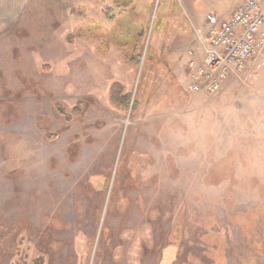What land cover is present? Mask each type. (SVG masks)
Masks as SVG:
<instances>
[{
    "label": "rangeland",
    "instance_id": "374dc122",
    "mask_svg": "<svg viewBox=\"0 0 264 264\" xmlns=\"http://www.w3.org/2000/svg\"><path fill=\"white\" fill-rule=\"evenodd\" d=\"M114 1L0 0V264H264V65L192 95L183 58L243 0H131L140 68L89 36Z\"/></svg>",
    "mask_w": 264,
    "mask_h": 264
},
{
    "label": "built area",
    "instance_id": "2783aa9c",
    "mask_svg": "<svg viewBox=\"0 0 264 264\" xmlns=\"http://www.w3.org/2000/svg\"><path fill=\"white\" fill-rule=\"evenodd\" d=\"M206 25L198 38L202 49L191 46L183 53L192 95L218 94L250 62L264 65V0H245L227 20L210 14Z\"/></svg>",
    "mask_w": 264,
    "mask_h": 264
},
{
    "label": "trees",
    "instance_id": "16d2710c",
    "mask_svg": "<svg viewBox=\"0 0 264 264\" xmlns=\"http://www.w3.org/2000/svg\"><path fill=\"white\" fill-rule=\"evenodd\" d=\"M114 3L116 8L121 11L118 16L112 15L111 8H106L104 10V15L107 20L113 23V26L110 29L101 27L94 20L88 22V24L92 25L93 32V34H89V36L93 39H99L100 41L98 50L99 56L105 57L109 52V47L113 41L110 33L112 32V34H114L121 32V34L125 36V39L127 38L126 42L120 45L126 63L136 68H140L143 64L148 65L154 60V52L152 51L153 49H151L150 55L148 53L149 56L147 55L143 60V51L145 47L144 41L147 31L145 23L140 22L137 18L136 10L131 0H126L125 3L122 4L117 3L116 1H114ZM153 14L154 12L152 11L148 16V24L152 23ZM155 17L156 19L153 22L154 24L152 28L153 32L156 31L158 19L160 18L158 9L155 12ZM135 27H138L137 31L135 30ZM69 41L71 43L74 42L72 36L69 37ZM110 103L115 109L125 114H137L141 107L140 97L135 98L133 93L128 91L127 88L119 82L114 83L111 87ZM58 110L66 120L69 121L71 119V115L66 113L64 108L59 106ZM83 110H85V106L79 104L74 112L83 113Z\"/></svg>",
    "mask_w": 264,
    "mask_h": 264
},
{
    "label": "crops",
    "instance_id": "0c3cea01",
    "mask_svg": "<svg viewBox=\"0 0 264 264\" xmlns=\"http://www.w3.org/2000/svg\"><path fill=\"white\" fill-rule=\"evenodd\" d=\"M244 1H245V0H243L242 3H240V4L242 5ZM240 4H239L237 7H235L234 9H232L231 11H227L226 14H225V16H224V18L227 20V19H228L233 13H234V11H235L238 7L241 6ZM205 29H206V23H205ZM198 37H199V36H198ZM198 37H197V39L195 40V42H194L193 44H191V46H193V48H194V47L197 48V50H200V49H202V45L199 43V41H198ZM191 46H188V48L191 47Z\"/></svg>",
    "mask_w": 264,
    "mask_h": 264
}]
</instances>
